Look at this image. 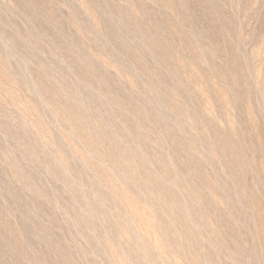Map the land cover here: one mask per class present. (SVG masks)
<instances>
[{
  "label": "rangeland",
  "instance_id": "obj_1",
  "mask_svg": "<svg viewBox=\"0 0 264 264\" xmlns=\"http://www.w3.org/2000/svg\"><path fill=\"white\" fill-rule=\"evenodd\" d=\"M0 264H264V0H0Z\"/></svg>",
  "mask_w": 264,
  "mask_h": 264
}]
</instances>
